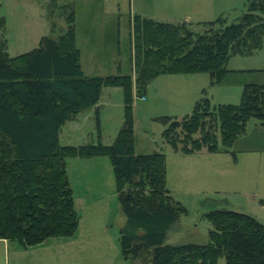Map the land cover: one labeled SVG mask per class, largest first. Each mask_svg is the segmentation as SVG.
<instances>
[{
	"label": "trees",
	"instance_id": "1",
	"mask_svg": "<svg viewBox=\"0 0 264 264\" xmlns=\"http://www.w3.org/2000/svg\"><path fill=\"white\" fill-rule=\"evenodd\" d=\"M62 6L67 28L43 35L39 45L11 55L0 41V238L24 246L53 236L71 237L80 224L66 159L109 155L126 214L121 249L141 264H264V222L250 212L215 208L206 243L166 242L186 207L167 186L166 154L135 149L132 90L142 93L163 73L209 72L213 82L230 71L236 53L264 49V0H247L246 11L227 23L220 16L199 21H165L136 13L131 21L134 73L88 75L77 43L76 11ZM5 18L0 26L5 27ZM213 28L212 30L210 28ZM121 86L126 111L112 143L62 144V125L99 102L104 86ZM99 108V107H97ZM251 117L264 124V84L247 82L238 103H213L204 94L182 117L163 115L164 140L175 150L229 151Z\"/></svg>",
	"mask_w": 264,
	"mask_h": 264
},
{
	"label": "rangeland",
	"instance_id": "2",
	"mask_svg": "<svg viewBox=\"0 0 264 264\" xmlns=\"http://www.w3.org/2000/svg\"><path fill=\"white\" fill-rule=\"evenodd\" d=\"M70 0H60L61 2ZM76 11V33L81 62L89 75L134 73L131 21L134 14L158 20L192 15L227 23L246 11L247 0H71ZM50 0H0V41L11 55L39 45L43 35L57 36L67 28L62 6L49 8ZM199 27V26H197ZM255 54H233L228 71L217 82L209 72L163 73L140 94L132 90L135 149L138 153L161 150L166 154L167 186L186 207L168 231L166 242L206 243L212 224L205 213L228 208L254 214L264 222V124L251 117L244 133L229 151L175 150L164 140L165 124L159 116L182 117L197 99L207 94L213 103H238L247 82L264 84V49ZM145 95V98H141ZM99 107V108H97ZM126 111L121 86H104L98 104L87 108L61 128L62 144H110L121 129ZM80 224L75 236H53L24 246L0 238V264H141L126 258L121 249V227L126 214L121 205L109 155L66 159ZM217 264H227L220 256Z\"/></svg>",
	"mask_w": 264,
	"mask_h": 264
},
{
	"label": "crops",
	"instance_id": "3",
	"mask_svg": "<svg viewBox=\"0 0 264 264\" xmlns=\"http://www.w3.org/2000/svg\"><path fill=\"white\" fill-rule=\"evenodd\" d=\"M76 1V0H75ZM153 18V17H152ZM156 19V18H155ZM179 20H186V21H188V22H192V15L191 14H187L186 15V17L185 18H182V19H180V18H172V20H168V21H179ZM199 21H207V20H204V19H199L198 20V22ZM76 27H77V25H76ZM77 29V28H76ZM77 43H78V36H77ZM79 46V45H78ZM257 51H254L253 53H250V54H246V55H251V54H255ZM84 69V68H83ZM85 71V70H84ZM86 73V72H85ZM87 74V73H86ZM89 75V74H88ZM144 97H141V98H145V95H143ZM98 104V103H97ZM246 212V211H245ZM75 236V235H74ZM73 236H71L70 238H72ZM5 240H7V239H5Z\"/></svg>",
	"mask_w": 264,
	"mask_h": 264
},
{
	"label": "water",
	"instance_id": "4",
	"mask_svg": "<svg viewBox=\"0 0 264 264\" xmlns=\"http://www.w3.org/2000/svg\"><path fill=\"white\" fill-rule=\"evenodd\" d=\"M210 29L212 30L213 28L211 27Z\"/></svg>",
	"mask_w": 264,
	"mask_h": 264
},
{
	"label": "built area",
	"instance_id": "5",
	"mask_svg": "<svg viewBox=\"0 0 264 264\" xmlns=\"http://www.w3.org/2000/svg\"><path fill=\"white\" fill-rule=\"evenodd\" d=\"M144 97V96H143Z\"/></svg>",
	"mask_w": 264,
	"mask_h": 264
}]
</instances>
